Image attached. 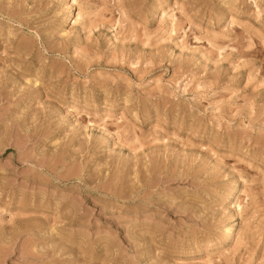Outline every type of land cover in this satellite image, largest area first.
<instances>
[{"label":"rangeland","instance_id":"rangeland-1","mask_svg":"<svg viewBox=\"0 0 264 264\" xmlns=\"http://www.w3.org/2000/svg\"><path fill=\"white\" fill-rule=\"evenodd\" d=\"M0 264H264V0H0Z\"/></svg>","mask_w":264,"mask_h":264},{"label":"bare ground","instance_id":"bare-ground-1","mask_svg":"<svg viewBox=\"0 0 264 264\" xmlns=\"http://www.w3.org/2000/svg\"><path fill=\"white\" fill-rule=\"evenodd\" d=\"M172 22V21H171Z\"/></svg>","mask_w":264,"mask_h":264}]
</instances>
